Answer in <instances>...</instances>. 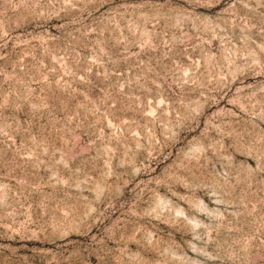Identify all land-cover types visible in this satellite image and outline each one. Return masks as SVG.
I'll return each mask as SVG.
<instances>
[{
  "label": "rangeland",
  "instance_id": "rangeland-1",
  "mask_svg": "<svg viewBox=\"0 0 264 264\" xmlns=\"http://www.w3.org/2000/svg\"><path fill=\"white\" fill-rule=\"evenodd\" d=\"M0 264H264V0H0Z\"/></svg>",
  "mask_w": 264,
  "mask_h": 264
}]
</instances>
